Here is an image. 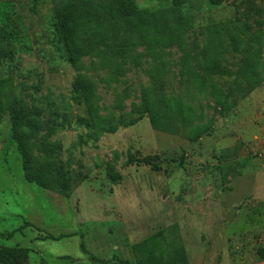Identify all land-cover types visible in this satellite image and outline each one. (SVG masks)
<instances>
[{
    "label": "rangeland",
    "instance_id": "rangeland-1",
    "mask_svg": "<svg viewBox=\"0 0 264 264\" xmlns=\"http://www.w3.org/2000/svg\"><path fill=\"white\" fill-rule=\"evenodd\" d=\"M56 1L0 0V26L11 32L13 53L10 65L0 59V75H11L16 95L42 111L44 129L33 149L37 162L41 137L54 130L48 138L57 145L53 165L69 182L61 193L26 181L6 121L0 120V246L25 248L23 264H134L131 245L163 230L167 239L182 243L189 264H264V82L230 92L227 82L223 95L234 102L223 109L209 91L199 92L183 77L180 52L171 46L163 57L166 93L190 98L207 132L191 141L184 132L158 131L142 119L94 140L77 123L84 107L74 98L76 71L53 32ZM178 2L189 17L185 39L191 52L199 53L209 36L218 42L209 28L220 25L230 32L236 26L243 39L231 51L225 36L231 71L250 54L264 52V0ZM137 3L154 8L172 2ZM99 47L102 57H85L82 72L95 83L98 114L116 120L139 103L155 62L141 45L133 48L139 64L131 58L120 67V57ZM144 157L159 169L144 164ZM129 158L135 160L127 163ZM110 166L118 182L111 181ZM45 233L75 235L43 240Z\"/></svg>",
    "mask_w": 264,
    "mask_h": 264
},
{
    "label": "trees",
    "instance_id": "trees-1",
    "mask_svg": "<svg viewBox=\"0 0 264 264\" xmlns=\"http://www.w3.org/2000/svg\"><path fill=\"white\" fill-rule=\"evenodd\" d=\"M36 1L33 0V3ZM222 1L210 0V3L217 6ZM169 2L172 3H163L154 8L141 7L137 0H58L54 3L53 32L65 51L67 62L76 71L72 83L74 98L84 107V113L77 117V123L89 128L94 140H98L101 133L112 134L119 128L133 127L142 119H147L151 127L158 131L175 135L184 132L191 141H196L207 132L208 126L199 124L202 113H194L190 98L166 93L162 79L165 65L163 57L165 49L171 46H176L180 52L179 66L183 77L193 82L199 92L209 91V95L223 109L225 106L229 109L234 102L227 101L228 96L223 95L227 82H231L229 92L234 86L255 88L264 82V52L244 58L236 72L225 65L228 62L225 57L226 34L231 51L242 47L243 39L237 33L236 26L232 32L228 25L210 27V32L217 34L219 41L215 43L209 36L199 53L191 52L185 39L189 17L184 16L178 0ZM100 45L108 49L106 54L117 60L121 58L120 67L131 58L134 64H139L140 59L133 57V48L141 45L147 56L155 62L149 82L141 89L139 103L129 114L116 120L98 114L93 105L96 100L95 83L82 72L85 57H102ZM246 47L244 45L243 49ZM11 48L10 30L0 26V59H6L4 61L9 65L13 59ZM41 112L37 106H29L21 96L16 95L11 75H0V120L6 121L9 141L21 157L24 179L39 187L64 193L69 182L54 167L53 150L57 145L48 141L54 130L48 129L41 137L40 161L37 162L33 154L35 140L44 129ZM225 156L226 153L222 154V158ZM128 160L127 163H131L135 159ZM142 161L153 167V170L159 169L149 157H144ZM108 174L111 181L118 182L119 177L113 173L111 166ZM22 228L20 226L13 230L9 236ZM73 235L75 233H45L42 239L60 240ZM131 251L134 264H189L182 243L177 239H167L163 230L131 245ZM26 256L25 248L0 246V264H23Z\"/></svg>",
    "mask_w": 264,
    "mask_h": 264
}]
</instances>
